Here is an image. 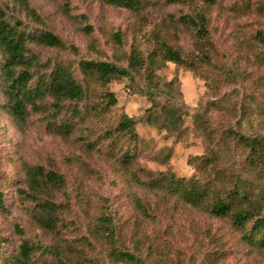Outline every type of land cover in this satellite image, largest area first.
<instances>
[{
  "label": "rangeland",
  "instance_id": "rangeland-1",
  "mask_svg": "<svg viewBox=\"0 0 264 264\" xmlns=\"http://www.w3.org/2000/svg\"><path fill=\"white\" fill-rule=\"evenodd\" d=\"M27 1L44 20L43 29L57 35L68 47L57 50L32 46L42 61L70 65L77 78H81L77 70L81 59L123 62L137 17L134 13L101 0ZM260 2L264 0H218L210 11L212 66L202 68L200 75L219 82L215 95L208 92L204 78L192 72L171 63L160 71L166 80H178L185 104L196 107L206 101L218 102L217 108L209 111L217 131L236 127L244 135L264 136V47L254 38L258 31H264V15L255 11ZM0 5H7L11 13L18 9L17 0H0ZM244 5L247 8L240 10ZM188 11L179 4L156 0L143 14L149 21L147 29H151L160 14L178 18ZM16 14L28 23L24 13ZM85 26L92 28L90 35ZM118 30L123 34L122 51L111 40ZM193 41L192 31H185L173 43L187 53ZM85 90L89 101L81 104V116L60 115L74 126L68 137L48 130L43 115L33 112L25 128L20 129L7 114L0 93V191L4 196L0 264L3 254H15L23 241L39 247L34 264H75L64 245L81 237L89 238L90 256L99 264H115L104 257L105 244L92 231L102 216L113 219L124 233L126 246L144 264H204L203 252L214 251L221 252L215 264H264V250L247 243L226 220L204 215L175 197L165 198L134 182V175L144 180L146 173L168 172L186 179L194 174L188 159L203 154L207 142L196 137L189 118L177 138L158 127L137 123L138 141L130 142L114 129L123 115L136 117L142 113L148 107L145 99L113 83L106 90L115 93L117 104L96 115L92 104L100 107L99 97L105 89L86 85ZM234 148V157H240L241 150ZM127 149L136 156L128 167L119 158ZM24 165L58 172L66 180L67 187L56 197L41 195L60 210L56 231H44L32 219L34 202L22 173ZM136 199L146 206V214L136 208ZM41 248L59 251L61 262Z\"/></svg>",
  "mask_w": 264,
  "mask_h": 264
},
{
  "label": "trees",
  "instance_id": "trees-1",
  "mask_svg": "<svg viewBox=\"0 0 264 264\" xmlns=\"http://www.w3.org/2000/svg\"><path fill=\"white\" fill-rule=\"evenodd\" d=\"M101 1L137 16L130 29L129 49L123 62L79 60L77 70L81 78L75 77L70 65L42 61L32 51V46L57 50L68 47L57 35L43 29L44 20L30 8L27 0H17L15 13H11L7 5H0V93L7 114L20 129L25 128L31 112L42 114L48 130L68 137L74 126L60 115L64 112L74 117L81 116V104L88 99L85 86L95 85L105 89L99 97L100 107H95L96 103L91 107L94 114L103 115L117 104L115 93L106 90L116 83L124 85L133 94H139L148 104L136 117L123 115L114 129L115 134L124 136L130 142L138 141L137 123L158 127L177 138L184 128L185 119L189 118L196 137L207 142L203 154L188 159L194 174L186 179L168 172L146 173L144 180L134 175V182L165 198L175 197L204 215L226 220L235 231L242 233L247 243L264 250V136L259 133L244 135L236 127L220 131L213 129L209 111L217 108L218 102L206 101L191 107L183 101L178 80H166L160 75L167 63L200 77L202 68L212 66L214 47L210 11L218 0H166L189 11L178 18L160 14L151 29H147L149 21L143 12L156 0ZM246 8L247 5H244L240 10ZM255 11L264 15V2L258 3ZM17 12L24 13L28 23L19 19ZM235 12L239 14L240 11ZM84 30L87 35L92 32L89 26H85ZM185 31L194 34L192 50L187 53L173 43ZM254 38L264 47V31H258ZM111 40L114 47L122 51L121 31L113 33ZM201 78H204L208 92L215 95L219 82L207 76ZM233 145L241 150L240 157H234ZM119 158L128 167L136 156L127 149ZM22 173L28 195L34 202L33 221L44 231H56L60 210L53 201L43 200L41 195L56 197L67 187L65 178L58 172L45 171L39 166L24 165ZM135 205L141 214L147 213L141 201L136 199ZM3 207L4 196L0 191V210ZM92 231L105 244L104 257L109 263L144 264L139 255L126 246L123 231L111 217L102 216ZM64 246L75 264H99L96 257L90 256L89 238L81 237ZM38 248L23 241L15 254H3L1 264H34ZM41 250L61 262V253L56 249ZM202 256L204 264H215L221 259V252H203Z\"/></svg>",
  "mask_w": 264,
  "mask_h": 264
}]
</instances>
